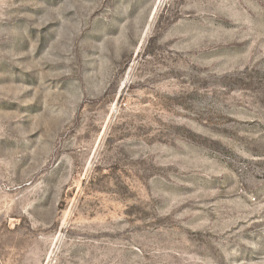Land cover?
Segmentation results:
<instances>
[{
  "label": "rangeland",
  "instance_id": "obj_1",
  "mask_svg": "<svg viewBox=\"0 0 264 264\" xmlns=\"http://www.w3.org/2000/svg\"><path fill=\"white\" fill-rule=\"evenodd\" d=\"M0 264H264V0H0Z\"/></svg>",
  "mask_w": 264,
  "mask_h": 264
}]
</instances>
